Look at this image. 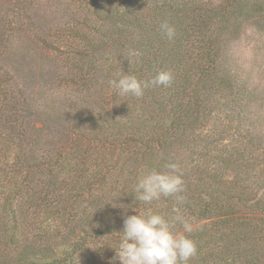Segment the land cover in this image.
<instances>
[{"label": "trees", "instance_id": "obj_1", "mask_svg": "<svg viewBox=\"0 0 264 264\" xmlns=\"http://www.w3.org/2000/svg\"><path fill=\"white\" fill-rule=\"evenodd\" d=\"M156 68L169 88L109 86ZM169 160L190 264H264V0H0V264H120L124 218L176 205L134 199Z\"/></svg>", "mask_w": 264, "mask_h": 264}, {"label": "clouds", "instance_id": "obj_2", "mask_svg": "<svg viewBox=\"0 0 264 264\" xmlns=\"http://www.w3.org/2000/svg\"><path fill=\"white\" fill-rule=\"evenodd\" d=\"M159 28L168 41L175 39L174 25L163 21ZM173 79L170 69L156 68L154 74L146 79L120 71L108 83L120 96L141 97L149 88H169ZM183 177L179 162L169 160L161 169H150L137 178L133 188L135 200L147 206L171 197L175 199L176 205L167 214L148 209L126 216L123 229L119 231L122 234L116 246L112 247L115 250L113 261L118 259L120 264H190L196 257L198 246L191 238V233L197 230L194 220L178 206L185 199L182 195L186 191ZM177 224L180 225V231L173 230Z\"/></svg>", "mask_w": 264, "mask_h": 264}, {"label": "rangeland", "instance_id": "obj_3", "mask_svg": "<svg viewBox=\"0 0 264 264\" xmlns=\"http://www.w3.org/2000/svg\"><path fill=\"white\" fill-rule=\"evenodd\" d=\"M249 33L246 37L245 40L242 41V45L239 47L240 50L239 52L242 54V58L243 59H248V57H252V53L254 52V50H256V46H254V41L255 39H252L250 37ZM253 75L256 76L255 72L252 73Z\"/></svg>", "mask_w": 264, "mask_h": 264}]
</instances>
